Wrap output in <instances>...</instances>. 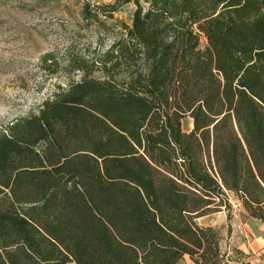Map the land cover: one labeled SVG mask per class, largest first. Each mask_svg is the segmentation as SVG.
<instances>
[{"label": "trees", "instance_id": "16d2710c", "mask_svg": "<svg viewBox=\"0 0 264 264\" xmlns=\"http://www.w3.org/2000/svg\"><path fill=\"white\" fill-rule=\"evenodd\" d=\"M129 5L0 130V264H225L197 220L233 194L264 223V0L85 3V28Z\"/></svg>", "mask_w": 264, "mask_h": 264}, {"label": "rangeland", "instance_id": "374dc122", "mask_svg": "<svg viewBox=\"0 0 264 264\" xmlns=\"http://www.w3.org/2000/svg\"><path fill=\"white\" fill-rule=\"evenodd\" d=\"M113 2L114 0H0V130L17 118L37 112L42 103L57 91L59 85L65 87L70 80H80L79 71L69 72L66 69L67 61L72 55L86 54L88 48L91 52L95 49L100 53L106 51L120 31L117 21L131 24V15L135 9L133 5L124 7L114 18H107L103 27L92 22L85 28L82 19L85 3L95 6ZM98 37L103 40L99 46ZM47 54L54 55L57 67L53 65L54 60L47 64L51 67L43 63L42 58ZM49 67L50 70H47ZM192 128V119H185L183 129L190 131ZM228 200L231 209L225 211L227 221L222 229L227 225L231 231L234 225L240 229L243 227L242 214L237 212V207L243 205L233 194L228 195ZM216 230L219 232V229ZM220 238L221 244L222 237Z\"/></svg>", "mask_w": 264, "mask_h": 264}, {"label": "crops", "instance_id": "0c3cea01", "mask_svg": "<svg viewBox=\"0 0 264 264\" xmlns=\"http://www.w3.org/2000/svg\"><path fill=\"white\" fill-rule=\"evenodd\" d=\"M238 206L237 212L242 214L241 224L243 225L240 229H237L236 225L232 227V231L228 225L222 229L227 221L224 210L200 217L198 221L204 227L219 229L222 237L220 251L225 257V264H264V223L250 217L243 207ZM236 219L239 220L237 215ZM178 264L196 263L189 255H185Z\"/></svg>", "mask_w": 264, "mask_h": 264}]
</instances>
